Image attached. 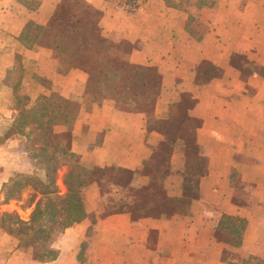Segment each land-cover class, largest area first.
I'll use <instances>...</instances> for the list:
<instances>
[{
  "label": "crops",
  "instance_id": "1",
  "mask_svg": "<svg viewBox=\"0 0 264 264\" xmlns=\"http://www.w3.org/2000/svg\"><path fill=\"white\" fill-rule=\"evenodd\" d=\"M77 1L98 23L111 67L159 72L152 116L166 118L183 95L192 97L188 123L205 157L198 198L187 215L132 221L125 213L107 215L88 179L81 187L85 215L55 233L48 244L54 258L40 260V248L0 228V264H264V0H0V190L28 169L24 137L12 125L10 82L18 65V90L28 99L56 93L78 103L72 128L56 125L54 135L81 166L135 170L163 138L146 129L144 112L118 108L111 98L87 110L88 74L66 63L51 42L27 47L20 39L28 22L69 21ZM207 65L217 72L203 79ZM181 143L163 183L170 196L178 194L185 166ZM147 182L134 176L136 186ZM223 214L246 220L240 246L215 237Z\"/></svg>",
  "mask_w": 264,
  "mask_h": 264
},
{
  "label": "trees",
  "instance_id": "2",
  "mask_svg": "<svg viewBox=\"0 0 264 264\" xmlns=\"http://www.w3.org/2000/svg\"><path fill=\"white\" fill-rule=\"evenodd\" d=\"M20 39L27 47L51 42L66 63L88 74L84 93L87 110L92 103L111 98L118 108L144 112L147 116L146 129L158 130L163 138L154 148L152 156L142 161L135 170L123 169L125 173L120 174L112 165L94 166L91 169L81 166L72 152L53 139L56 125L72 128L79 109L78 103L56 93L41 95L36 100L28 99L18 90L21 74L18 65L12 70L15 76L10 82L16 91L17 110L12 125L29 143V147H34L37 152L28 157L27 170L31 174H25V179L36 181L35 189L45 200L55 201L58 208L49 211V204H44L42 209L38 206L28 221H19L23 226L20 228L22 231H6L16 235L25 232L30 245L40 248V260L54 258L56 252L48 247V240L53 231L58 232L84 217L81 187L88 179L96 183L107 215L125 213L132 221L146 216L187 215L190 203L198 198V181L204 174L205 164V157L197 150L195 128L188 123L187 110L193 104L192 97L183 95L177 108L166 118L156 119L152 116L160 89L159 72L152 66L130 63L125 69L111 67L106 39L98 23L88 18L86 4L80 1H77V10L69 21L53 17L46 26L28 22ZM215 72V67L207 65L202 78L207 79ZM177 142H182L185 166L180 173L179 192L170 196L163 183L172 172L170 156ZM60 156L71 163V170L64 179L67 190L63 195L56 192L49 172ZM35 160L37 163H33ZM135 175L147 176V184L134 185ZM47 216L51 221L46 224ZM245 224L246 220L241 217L223 214L215 237L240 246ZM241 263L252 264L249 260H242Z\"/></svg>",
  "mask_w": 264,
  "mask_h": 264
},
{
  "label": "rangeland",
  "instance_id": "3",
  "mask_svg": "<svg viewBox=\"0 0 264 264\" xmlns=\"http://www.w3.org/2000/svg\"><path fill=\"white\" fill-rule=\"evenodd\" d=\"M107 43V42H106ZM108 45V43H107ZM109 46V45H108ZM59 135H54L53 139L57 142ZM23 143L25 149L30 155L37 154L35 148L29 147V143L23 138ZM59 143V142H58ZM60 144V143H59ZM39 153V152H38ZM37 163V161H33ZM43 166V165H42ZM71 170L70 161H65L64 157L60 156L56 162L52 165L50 176L53 179L56 192L59 195H63L66 192V186L64 184L65 176ZM118 173H125L123 170H117ZM31 174L28 170L24 172H18L12 178V181L5 188L0 190V228L5 230L11 229L14 231L21 230L23 226L19 221H27L32 216L36 207L44 208V204L48 205L47 209L50 211H56L58 206H56L55 201L45 200L41 194L34 187V180L27 181L25 179V174ZM12 198V199H9ZM47 216V223L51 220ZM25 231V229H23ZM22 231V230H21ZM28 232V230H27ZM54 232V233H53ZM52 235L48 240V244L53 242L56 231H53ZM25 233V232H24ZM18 234L20 238L19 244L30 245V239L25 234ZM38 248V247H37ZM252 264H261L260 260H251Z\"/></svg>",
  "mask_w": 264,
  "mask_h": 264
}]
</instances>
